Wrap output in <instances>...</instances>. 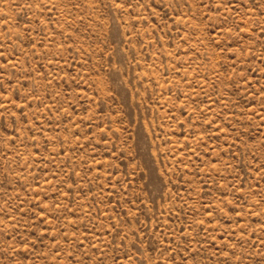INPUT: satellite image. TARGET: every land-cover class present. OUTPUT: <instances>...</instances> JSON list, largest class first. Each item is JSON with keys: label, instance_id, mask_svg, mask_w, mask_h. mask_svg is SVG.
Segmentation results:
<instances>
[{"label": "rangeland", "instance_id": "1", "mask_svg": "<svg viewBox=\"0 0 264 264\" xmlns=\"http://www.w3.org/2000/svg\"><path fill=\"white\" fill-rule=\"evenodd\" d=\"M0 105V264H264V0H0Z\"/></svg>", "mask_w": 264, "mask_h": 264}, {"label": "snow or ice", "instance_id": "2", "mask_svg": "<svg viewBox=\"0 0 264 264\" xmlns=\"http://www.w3.org/2000/svg\"><path fill=\"white\" fill-rule=\"evenodd\" d=\"M223 23L226 24V23H227V20H226V19L223 20ZM218 46H219V45H217V47H218ZM186 54H187V53H186ZM189 99L191 100L192 98L189 97ZM193 102H195V101H193ZM0 107H3V105H0ZM22 114H23V113H22ZM189 123H192V121L189 120ZM0 126H2V125H0ZM73 183L75 184L76 181H73ZM73 215L76 216V213L74 212ZM77 219H79V216H77ZM109 219H110V218H109ZM113 229H115V225H112L111 228L108 229L109 234L112 233ZM117 235H119V230H117ZM115 239H116V237L114 236V237H113V240H115ZM98 250H99V249H98ZM197 255H198V253H197ZM191 259H193V260L195 261V260H196V255H193V256L191 257ZM101 264H102V261H101Z\"/></svg>", "mask_w": 264, "mask_h": 264}]
</instances>
